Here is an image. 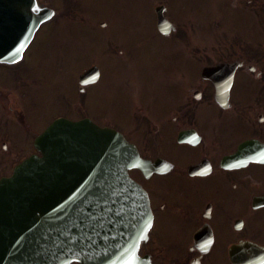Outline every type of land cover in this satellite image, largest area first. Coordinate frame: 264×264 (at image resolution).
<instances>
[{
	"label": "flooded vegetation",
	"instance_id": "af4514ba",
	"mask_svg": "<svg viewBox=\"0 0 264 264\" xmlns=\"http://www.w3.org/2000/svg\"><path fill=\"white\" fill-rule=\"evenodd\" d=\"M2 1L9 11L11 0H0L4 5ZM150 5L154 31L150 36L177 40L186 47L189 36L177 32L178 26L167 15L168 8L163 5L161 13L172 25V32L162 34L156 11L159 5L156 0ZM67 8L71 10L67 17L69 22L77 21L75 3L70 7L64 3L62 10H54L56 16L64 17L63 9ZM0 14L5 13L0 10ZM56 19L38 29L24 59L42 28L56 23ZM198 58L200 61L204 54ZM24 59L16 65L0 64V77H6L8 83L13 84L1 82L0 78V179L10 176L14 168L31 155H40L35 140L53 121L89 119L119 131L136 146L142 159L152 163V168L145 172L129 171L148 196L151 217L146 220L147 227L142 225V218L138 219L137 226L121 227L124 231L136 232L123 245L129 247L122 260L125 264H245L251 255L246 249L249 246L263 250L256 264H264V115H258L255 120L245 115L244 107L239 110L241 114L226 115L233 102L237 107L250 104L249 89L254 85L250 75L255 68L246 59L235 61L239 65L231 71L233 81L228 108L217 102L214 83L201 78L200 71L195 77L187 78L176 95L168 92L167 98H161L163 110L159 113L148 106L136 111L131 107L128 128L109 122L101 124L91 109V114L78 116L77 112L69 113L66 108L65 115L55 114L47 119L46 108L49 104L56 105L55 98L46 104L43 78L26 80L27 74L22 73ZM222 78L229 79L230 73ZM77 83L82 84L79 75ZM89 85L86 83L83 87ZM150 90L154 89L148 88L142 95ZM238 121L243 131L238 129L240 124L234 129L233 123ZM246 143L253 144L240 154V147ZM141 145L148 155L142 153ZM165 150H173L174 156H166ZM254 157L262 161H255ZM173 187H183L191 195L185 194L182 199L169 196ZM127 243L133 245L126 246Z\"/></svg>",
	"mask_w": 264,
	"mask_h": 264
},
{
	"label": "rangeland",
	"instance_id": "374dc122",
	"mask_svg": "<svg viewBox=\"0 0 264 264\" xmlns=\"http://www.w3.org/2000/svg\"><path fill=\"white\" fill-rule=\"evenodd\" d=\"M38 1L54 10H62L64 3L69 7L75 3L78 8L77 21L69 22L71 10L67 8L64 17L57 15L56 23L42 28L24 59L26 80L43 78L46 104L55 98L56 105L46 108L47 119L65 115L66 108L78 116L91 114V109L101 124L126 128L131 107L136 111L148 106L159 113L163 110L161 98L176 95L180 85L199 74L202 67L241 59L255 68L250 75L254 82L249 89L250 104L237 107L233 102L234 108L226 115L241 114L243 107L245 115L255 120L264 115V0H156V5L168 8L177 32L188 34L187 48L177 40L150 36L154 32L150 5L154 0ZM149 37L154 39L147 40ZM92 66L100 70L99 81L79 85L78 75ZM0 78L13 86L6 77ZM151 87L154 90L142 95ZM240 123H233L235 130ZM164 154L173 157L174 151L165 150ZM185 194L190 192L183 187L170 188L169 196L182 199Z\"/></svg>",
	"mask_w": 264,
	"mask_h": 264
},
{
	"label": "water",
	"instance_id": "95a60500",
	"mask_svg": "<svg viewBox=\"0 0 264 264\" xmlns=\"http://www.w3.org/2000/svg\"><path fill=\"white\" fill-rule=\"evenodd\" d=\"M3 3L0 63H12L21 58L31 34L53 11L40 8L36 0H11L9 11ZM156 11L160 31L168 33L170 24L162 8ZM236 66L220 64L202 70V77L215 84L216 100L224 108L232 83L230 68ZM228 73L229 79L222 78ZM98 74L93 67L80 81L94 82ZM36 144L42 156H31L10 178L0 181V264H110L107 260L112 256H104L107 249H114L108 237L119 247L122 236L129 234L114 227H126L128 218L139 225L138 211L145 214L147 209L127 171L142 166L145 172L151 163L140 159L120 133L90 121L59 119ZM252 144H243L240 154ZM249 247L251 255L245 262L256 264L263 250Z\"/></svg>",
	"mask_w": 264,
	"mask_h": 264
}]
</instances>
